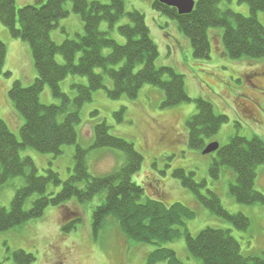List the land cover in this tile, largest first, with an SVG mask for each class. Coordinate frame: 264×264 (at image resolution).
<instances>
[{
  "label": "trees",
  "instance_id": "16d2710c",
  "mask_svg": "<svg viewBox=\"0 0 264 264\" xmlns=\"http://www.w3.org/2000/svg\"><path fill=\"white\" fill-rule=\"evenodd\" d=\"M68 1L35 0L18 9L15 0H0V22L15 39L29 43L37 70V79L31 86L23 87L20 82H15L8 92L14 109L25 120L20 129V139L0 116V187L12 178L24 180V186L16 191L10 208H0V232L38 220L50 207H65L72 200L84 205L102 196V204L92 215L95 239L106 227H112L131 241L154 246L147 264H184L173 250L164 247L182 236L186 238L189 254L203 264H264V252L260 257L243 256L238 241L228 231L207 228L193 237L186 229V222L195 219L196 213L183 204L168 205L145 196L144 188L133 181L141 171L143 156L134 144L111 135L105 124L95 127L91 150L119 151L124 154L125 162L118 171L109 175L99 177L89 173V150L78 145L76 127L81 122V109L92 101L95 92L105 90L113 100L123 97L135 100L141 89L150 85L163 92L162 108H173L191 100L183 75L171 67H157L159 50L151 37L146 18L136 10L127 13V0H111L109 4L70 0L72 12L83 23L84 34L77 40L67 39L62 44L53 41L52 31L60 20L71 14V10L65 8ZM222 1L195 0L194 11L183 16L158 0L154 2V9L177 21L178 29L189 40L196 59L210 58L211 28L224 29L223 42L229 58H263L264 26L257 14L264 12V0H242L250 7V17L230 10L221 11L219 5ZM124 18L128 19V24L117 28L126 40L122 45L111 37V32ZM103 24L108 26L107 31L102 30ZM6 56L7 46L0 41V73ZM57 56H62L65 63L59 64ZM70 76L87 78V85L72 86L76 90L74 99L61 89V84ZM106 80L111 81V89L107 88ZM46 86L61 101L60 106L41 104L40 95ZM196 104L197 114L187 123L189 146L203 152L209 145L207 140L215 137L229 119L216 115L213 104L208 100L199 99ZM71 145H76L73 175L63 183L60 193H48L51 183H62L59 175L49 170L46 176H40L34 161L31 157H23L22 151L31 149L42 155L59 157L63 148ZM217 153L218 160L212 165V175L218 178L222 167L233 169L236 183L230 187V193L235 200L245 205H264V194L255 190L257 168L264 165V141L258 137L234 136ZM192 175L176 170L172 177L181 180L182 185L193 191L215 215L238 229H248L250 220L242 214H230L215 193L209 192V199L203 197L199 190L203 185L196 184ZM32 198V207L26 210V203ZM81 221L80 218L73 220L63 231H75ZM15 259L18 264L35 261L32 255L23 251L16 252Z\"/></svg>",
  "mask_w": 264,
  "mask_h": 264
},
{
  "label": "rangeland",
  "instance_id": "374dc122",
  "mask_svg": "<svg viewBox=\"0 0 264 264\" xmlns=\"http://www.w3.org/2000/svg\"><path fill=\"white\" fill-rule=\"evenodd\" d=\"M15 1L19 9L35 0ZM154 2L127 0L126 12L136 10L145 16L151 37L159 50L157 67H171L183 75L191 101L173 108H162L163 92L150 85L144 86L135 100L126 97L113 100L105 90L95 92L92 101L81 109V122L76 127L78 145L89 150V173L99 177L109 175L118 171L125 162L124 154L119 151L91 150L95 127L105 124L111 135L134 144L143 156L141 171L133 177V181L144 188L145 196L168 205L180 203L195 211L196 218L186 222V229L193 237L207 228L228 231L238 241L243 256L260 257L264 252V205H245L235 200L230 193V187L236 183L235 172L229 167H222L218 178L212 175V165L218 160V153L203 155V152L191 148L187 123L197 114L196 101L204 99L213 104L216 115L229 119L215 137L207 140L208 144L218 143L220 147H225L234 136L246 139L258 137L264 141V57L229 58L223 42L224 29L211 28L210 58L196 59L189 40L179 31L177 21L155 10ZM72 7L69 0L65 8L71 10V14L60 20L51 33V38L57 44L67 39L77 40L78 36L84 34L83 23L72 12ZM219 8L223 12L230 10L245 17L251 16L249 5L242 0H223ZM257 18L264 26V12H259ZM125 24H128L127 18L117 23L111 32V37L122 45L126 40L117 28ZM107 29L108 26L103 24L102 30ZM0 41L7 46L5 66L0 73V116L20 139V129L25 120L14 109L8 92L15 82H20L23 87L31 86L37 79V70L29 43L15 39L1 22ZM56 60L59 64L65 63L62 56H57ZM75 84L87 85V78L70 76L61 84L63 93L71 99L76 96V90L72 87ZM106 86L112 88L110 80H106ZM40 102L46 106L61 104L48 86L41 93ZM75 152L76 145H71L64 147L59 157L42 155L31 149L23 150L22 156L31 157L40 176H46L49 170L59 175L62 183H51L48 187V193L55 195L73 175ZM176 170H184L188 176L193 174L192 180L203 185L199 187L203 197L209 199V192L215 193L230 214L246 216L250 220L248 229L244 231L234 227L205 207L193 191L182 185L181 180L172 177ZM256 174L255 190L264 194V165L257 168ZM23 186V178L16 177L0 187V208L9 209L16 191ZM30 200L26 203V210L31 209L34 198ZM101 204L102 196L84 205L72 200L65 207L48 208L38 220L8 232H0V264H18L15 259L18 251L32 255L35 261L31 264H147L154 246L131 241L112 227H106L95 239L92 215ZM77 218L82 220L77 229L65 233L63 228ZM164 247L173 250L184 264H203L189 254L185 236Z\"/></svg>",
  "mask_w": 264,
  "mask_h": 264
},
{
  "label": "water",
  "instance_id": "95a60500",
  "mask_svg": "<svg viewBox=\"0 0 264 264\" xmlns=\"http://www.w3.org/2000/svg\"><path fill=\"white\" fill-rule=\"evenodd\" d=\"M160 4L175 9L180 16L189 15L194 11L196 2L194 0H158ZM220 149L218 143L209 144L203 151V155H210Z\"/></svg>",
  "mask_w": 264,
  "mask_h": 264
}]
</instances>
